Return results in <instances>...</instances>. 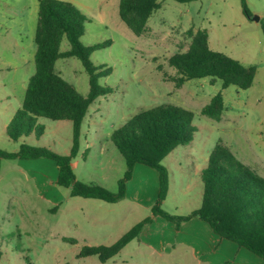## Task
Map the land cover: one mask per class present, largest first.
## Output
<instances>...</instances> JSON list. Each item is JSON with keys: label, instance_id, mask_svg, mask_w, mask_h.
Returning <instances> with one entry per match:
<instances>
[{"label": "rangeland", "instance_id": "1", "mask_svg": "<svg viewBox=\"0 0 264 264\" xmlns=\"http://www.w3.org/2000/svg\"><path fill=\"white\" fill-rule=\"evenodd\" d=\"M72 3L87 18L81 42L86 46L112 41L95 51L91 61L111 69L99 80L113 92L99 97L82 124L80 148L72 160L77 180L117 193L127 170L111 136L140 110L171 103L195 114V139L164 161L169 191L162 208L186 216L200 207L201 171L214 146L222 141L246 165L264 176V0H198L179 3L159 0L161 7L136 36L119 16V0H61ZM39 0H0V149L15 153L22 144L42 146L69 155L73 125L38 118L44 132L9 138L6 127L22 106L29 78L35 71V35ZM206 30L211 49L256 68L251 88H223L220 80L202 78L178 86L168 64L173 54L189 48L188 31ZM70 48L63 41L62 51ZM58 72L87 95L89 75L76 57L57 62ZM224 98L220 121L200 113L218 93ZM57 164L47 158L1 159L0 264H264L246 249L221 240L205 222L194 218L177 228L154 216L159 173L137 164L118 203L71 197L60 187ZM150 218L141 233L115 257L101 263L81 257L85 247L111 246L136 224Z\"/></svg>", "mask_w": 264, "mask_h": 264}, {"label": "trees", "instance_id": "2", "mask_svg": "<svg viewBox=\"0 0 264 264\" xmlns=\"http://www.w3.org/2000/svg\"><path fill=\"white\" fill-rule=\"evenodd\" d=\"M191 3L198 0H174ZM244 13L249 15L246 0H241ZM161 7L159 0H119V16L136 35L148 30V22ZM88 18L72 3L61 0H39L38 22L35 35V71L29 78L22 106L6 127L9 138L22 136L40 138L44 132L37 127L38 118L52 121H69L73 125V145L69 155L58 154L47 147L27 143L20 150L8 153L0 149L1 159L26 160L47 158L59 170L57 184L70 189L71 197H83L118 203L127 194L137 164L146 165L159 173V193L152 208L154 216L173 222L177 228L184 222L197 218L209 225L221 239L234 242L239 249H246L264 261V176L244 164L224 142L219 141L209 154L201 171L203 194L201 205L186 216L171 215L163 208L169 191V172L163 161L178 147L190 145L195 139V114L182 106L164 103L140 110L125 124L117 128L111 139L125 159L127 170L119 181L117 193L99 185H88L77 180L72 160L78 155L82 124L91 106L101 96L113 92L112 87L102 86L99 80L111 74V69L96 66L92 54L112 45L104 43L86 46L81 42ZM189 48L173 54L169 66L176 71L172 79L178 86L187 81L211 78L220 80L223 88L234 86L240 90L252 87L256 68L246 66L222 52L211 49L206 30L188 31ZM70 48L62 51L63 41ZM76 57L89 75L90 90L81 94L57 70L61 59ZM224 112L222 93L216 94L200 113L220 121ZM151 222L150 218L136 224L111 246L85 247L78 255L97 256L101 263L115 257Z\"/></svg>", "mask_w": 264, "mask_h": 264}, {"label": "crops", "instance_id": "3", "mask_svg": "<svg viewBox=\"0 0 264 264\" xmlns=\"http://www.w3.org/2000/svg\"><path fill=\"white\" fill-rule=\"evenodd\" d=\"M209 103V102H208ZM207 103V104H208ZM259 173V172H258ZM261 175V174H260ZM263 176V175H262ZM211 229V228H210ZM221 239V238H220ZM221 240H225V239H221ZM229 241V240H228ZM234 243V242H233ZM243 249V248H242ZM242 249H239V247L237 246V250H236V255H240V253H241V250Z\"/></svg>", "mask_w": 264, "mask_h": 264}]
</instances>
